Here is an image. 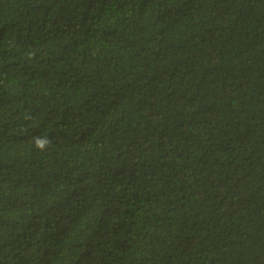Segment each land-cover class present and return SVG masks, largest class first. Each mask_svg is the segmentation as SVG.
<instances>
[{"label":"trees","instance_id":"16d2710c","mask_svg":"<svg viewBox=\"0 0 264 264\" xmlns=\"http://www.w3.org/2000/svg\"><path fill=\"white\" fill-rule=\"evenodd\" d=\"M0 264H264V0H0Z\"/></svg>","mask_w":264,"mask_h":264}]
</instances>
